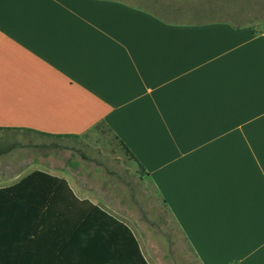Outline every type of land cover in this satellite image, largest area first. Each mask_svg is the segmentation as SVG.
<instances>
[{
    "label": "crops",
    "instance_id": "obj_1",
    "mask_svg": "<svg viewBox=\"0 0 264 264\" xmlns=\"http://www.w3.org/2000/svg\"><path fill=\"white\" fill-rule=\"evenodd\" d=\"M171 6L185 19L187 5ZM197 9L177 20L126 0H0V188L37 172L65 179L89 204L60 194L62 229L90 222L91 203L159 264L141 196L86 150L103 126L201 264H264V33ZM73 235L57 237L73 246ZM104 240L85 264H117V237Z\"/></svg>",
    "mask_w": 264,
    "mask_h": 264
},
{
    "label": "trees",
    "instance_id": "obj_2",
    "mask_svg": "<svg viewBox=\"0 0 264 264\" xmlns=\"http://www.w3.org/2000/svg\"><path fill=\"white\" fill-rule=\"evenodd\" d=\"M122 147L131 161L137 162L139 168L145 171L132 150L124 143ZM65 191L72 199L80 201L65 179L42 172L0 188V264H85L90 260L84 256L87 251L96 252L109 245L104 240L107 235L117 237L120 244L119 259L114 263L149 264L132 230L91 203L94 214L90 222L71 224L70 229L66 225L62 229L55 221L60 206L54 201L59 200L60 194ZM80 202L89 204L87 201ZM66 231L79 237L77 245L70 246L66 241H59L61 237L57 236L66 235ZM80 248L87 249L78 255Z\"/></svg>",
    "mask_w": 264,
    "mask_h": 264
},
{
    "label": "rangeland",
    "instance_id": "obj_3",
    "mask_svg": "<svg viewBox=\"0 0 264 264\" xmlns=\"http://www.w3.org/2000/svg\"><path fill=\"white\" fill-rule=\"evenodd\" d=\"M127 2L136 3L142 7L152 8L160 12L163 17L175 18L177 20H188L190 16L200 8L222 16L223 19L231 22L235 26L250 24L257 32L264 33V0H126ZM160 1L161 4L157 3ZM171 5L184 6V14L186 17L182 19L179 13L171 14L173 8ZM190 14V15H189ZM171 15V16H170ZM174 15V16H172ZM188 15V16H187ZM2 135L11 136L12 139H20V133H7ZM89 144H86V150H92L103 153V159L107 166L118 169L120 176L130 189L138 192L143 202V216L140 218L145 223L146 231H148L151 240L157 249L155 252L160 260L159 264H201L198 256L193 248L188 244L181 234L176 222L169 215L160 196L155 194L151 180L148 178L146 171L131 164V159L124 151L122 145L116 142L112 135L108 133L103 126L89 133ZM254 153L260 151L258 146L254 147ZM134 161V160H133ZM246 160H238V164ZM141 176V178H140ZM5 182H0V185ZM152 214V216H150ZM158 235L165 240L166 245L159 246ZM236 263V262H235ZM236 264H239L238 262Z\"/></svg>",
    "mask_w": 264,
    "mask_h": 264
}]
</instances>
